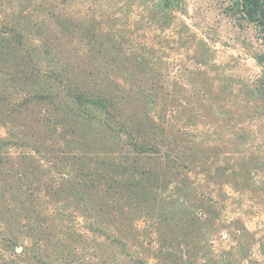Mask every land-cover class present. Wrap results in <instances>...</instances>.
I'll use <instances>...</instances> for the list:
<instances>
[{"label": "trees", "instance_id": "obj_1", "mask_svg": "<svg viewBox=\"0 0 264 264\" xmlns=\"http://www.w3.org/2000/svg\"><path fill=\"white\" fill-rule=\"evenodd\" d=\"M81 1L0 15V264H258L264 56L230 80L185 0H101L100 70L78 66ZM232 5L264 42V0Z\"/></svg>", "mask_w": 264, "mask_h": 264}, {"label": "rangeland", "instance_id": "obj_2", "mask_svg": "<svg viewBox=\"0 0 264 264\" xmlns=\"http://www.w3.org/2000/svg\"><path fill=\"white\" fill-rule=\"evenodd\" d=\"M27 1H30L32 5H29ZM81 2L76 8L77 12L82 11L83 19L92 18L94 20L81 19L79 21L77 18L67 23L68 49L76 65L100 70V3L104 2L101 0H82ZM36 3L39 5V2L35 0H0V15L9 17L14 8L21 10L24 6L32 10ZM134 4L136 15L154 3L142 0ZM232 6V0H185L184 15L180 18L200 38L210 43L214 50V59L224 69V74L228 79L250 83L261 74L262 68L257 63L256 57L264 56V42L254 26L239 20L232 14ZM89 8L92 11H89ZM94 10L95 17L92 16ZM55 28L58 31L59 28L54 22L53 25L47 23L46 29L50 33L53 34ZM181 56V52L171 53L167 63L181 64ZM256 123L264 129V119ZM231 195L236 196L232 191ZM243 204L250 203L245 199ZM247 212L249 213L246 215V223L249 230L258 233L260 238H264V210L259 212L248 210ZM228 216L233 219L239 215L231 212ZM228 246L229 244L225 243V247ZM255 247L253 259L259 261L258 264H264V253L259 250L258 246Z\"/></svg>", "mask_w": 264, "mask_h": 264}]
</instances>
